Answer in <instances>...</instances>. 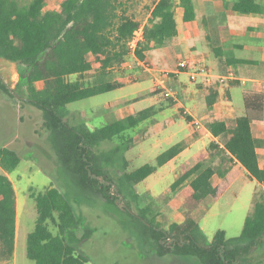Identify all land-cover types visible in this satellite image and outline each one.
I'll return each instance as SVG.
<instances>
[{"label":"trees","instance_id":"1","mask_svg":"<svg viewBox=\"0 0 264 264\" xmlns=\"http://www.w3.org/2000/svg\"><path fill=\"white\" fill-rule=\"evenodd\" d=\"M46 2L0 0V58L19 67L16 90H9L0 79V91L11 98L24 97L41 111L52 149L78 190L100 197L111 209L126 215L136 230L150 240L155 258L175 256L193 258L199 264H241L242 259L254 254L264 244L263 199L254 201L239 237L228 240L225 232L218 230L208 245L199 240L200 227L191 214L206 199L216 201L225 192L227 167L233 161L244 168L251 180L264 185V169L259 166L256 141L250 130L252 122L262 120L263 94L243 95L245 115L236 118L232 127L224 121L206 125L214 138L222 140V150L228 158L222 157L220 164L212 167L206 165V154H201L194 158L192 166H181L170 192L182 187L184 219L167 229L160 228L145 216L146 210L141 217L133 214L131 204L138 200L134 188L176 157L182 146L173 145L159 154L154 164L136 169L126 161L125 148L101 150L104 142L152 117L156 113L153 107L92 131L69 125L64 111L68 104L125 86L107 76L124 64L130 54L127 44L140 22L125 13L121 0H63L59 9L45 11ZM176 6L182 8V21L195 19L192 0H155L148 24L143 27V40L133 51L137 60L145 64L147 52L177 37ZM230 10L250 15L262 14L264 8L254 0H235ZM89 56L98 64L99 79L91 85L71 82L70 76L80 78L92 70ZM37 83L42 87L36 88ZM216 95L213 90L207 94V106L213 104ZM209 150L218 151L219 146L211 143ZM19 162L17 152L0 147V166L6 173L12 172ZM214 176L221 180L219 185H213ZM118 196L125 201L121 207ZM31 198L37 218L26 239L27 259L35 264H88L82 247L95 229L84 224L65 194L50 186ZM15 220V190L8 176L0 173V262L13 257ZM48 222L55 226L57 234L48 229Z\"/></svg>","mask_w":264,"mask_h":264},{"label":"rangeland","instance_id":"2","mask_svg":"<svg viewBox=\"0 0 264 264\" xmlns=\"http://www.w3.org/2000/svg\"><path fill=\"white\" fill-rule=\"evenodd\" d=\"M62 1L47 0L44 10L59 9ZM121 2L128 16L138 20L143 26L148 24L150 10L155 0H121ZM244 41V37L234 39L237 43ZM178 46V42L174 39L166 42L159 48L161 53L153 51L142 66H139L128 55L124 66L116 71L113 70L107 76L110 80H123L127 87L68 104L64 107L67 123L74 127L83 126L90 131L100 128L105 124V121L99 117L104 103L117 99L129 91L121 102L112 101L108 104V107H115L119 117L128 113L135 115L149 107H153L156 113L137 127L104 142L101 150L107 151L115 146L125 148L126 161L130 168L136 169L147 163L154 164L159 154L177 143L185 142L186 137L192 139L189 133L196 126L192 123L191 126L185 127L187 122L182 118L186 116L182 112L184 110L177 109L175 113L171 109L166 111L167 108L176 104V101L183 102V95L180 94L182 87H173L168 80L163 81L164 73H159V70L163 68V61L173 59V51H180ZM202 48L198 47L204 55H209L211 59L216 58L205 42L202 43ZM236 56L248 58V54L242 51L236 52ZM88 58L93 62L92 70L80 78L75 75L70 76L68 79L71 82L78 80L83 85H91L99 79L97 63L92 57ZM204 64L211 66L210 62ZM216 67L222 69L224 66ZM240 67L245 69L242 65H238L236 69L239 70ZM146 69L153 74L156 73L155 78L161 86L145 71ZM243 74L250 76V72L249 74L243 72ZM168 77L173 78L174 76H170L169 73L165 74V78ZM0 79L9 90L15 91L19 80V67L15 63L0 58ZM179 80L186 89L191 88L192 83L186 76L181 74ZM41 87V83L36 84V88ZM175 88L179 89L178 93L176 92L174 97L167 99L169 97L164 96L165 91ZM243 91L244 89L240 86H235L229 91L228 104L235 116L244 115ZM24 99V97L22 99L11 98L0 91V147L12 149L20 156L18 166L12 172L6 173L0 166V173L7 174L12 181L17 198L18 228L15 255L14 260L7 264H35L26 257V239L33 231L37 218L31 195L43 193L50 186L58 188L65 194L75 213L83 219L84 224L95 229L93 235L82 247L89 259L88 264H199L193 258L153 257L150 240L136 230L126 215L111 209L100 197L79 191L72 177L62 168L52 149L49 141L50 133L43 126L44 119L41 111ZM201 105L205 107L204 99ZM206 107L209 106L206 104ZM171 131L177 132L176 134L180 136L170 138L171 141L162 142L168 140V136L163 133L168 134ZM194 153V149H187L179 155L175 165L169 169L167 165L158 168L144 182L135 186L138 200L131 204L134 215L141 217L142 211L146 210L145 216L158 224L160 228L165 229L172 223H179L183 220L184 211L179 197L182 187L175 192H170V185L180 172L179 165L186 163L184 157ZM217 161L215 158H207L206 165L217 167V164L219 165ZM260 190L259 183L243 176L217 201L204 202L195 211V216L202 218L199 223V240L206 245L210 244L218 230L224 231L228 240L239 237L245 219L252 213L254 201L260 198L264 200V195L260 193ZM113 195L116 194L113 192ZM118 199L117 203H120L118 206L121 207L125 201L119 196ZM208 203L212 204L208 206ZM48 229L53 235L57 234V229L50 222H48ZM241 264H264V244L254 254L242 259Z\"/></svg>","mask_w":264,"mask_h":264},{"label":"crops","instance_id":"3","mask_svg":"<svg viewBox=\"0 0 264 264\" xmlns=\"http://www.w3.org/2000/svg\"><path fill=\"white\" fill-rule=\"evenodd\" d=\"M233 1L234 0H192L194 4L195 19L191 22L182 21V15H183L182 8H180L179 6L175 7V21L177 24L178 34L177 37L174 38V40L178 42L179 45L178 47L180 51H173L172 54L174 55L173 56L174 58L173 59L170 58L171 60L166 59L165 61H163L162 63L163 68L159 70V73H164V75H162L163 81L168 80L169 84L172 85L173 87L175 86L182 87V92L180 91L179 92L181 95H183L184 99L182 103L176 101V104L167 108L166 111L168 109H171L174 110L175 113L177 109H183L184 111L182 112H184L186 116H183L182 118L183 120L185 119L184 121L187 122V123L185 122L187 125L185 127L191 126V124L194 122H198L200 124V127L197 129L194 128L193 131L189 133L192 139L190 138L187 139L186 137L185 139L186 144L185 142L177 143L182 146L183 150L172 160L164 164L168 166V169L172 165H175L177 163L176 159L179 157V155L182 152L187 151V149L188 150L194 149L195 153L186 155L184 157L185 159L183 158L186 163L180 164L179 168H181V166H185L187 168L192 166L194 164V158L201 154H206L205 161L207 160V158H215L218 160L217 162L219 164L221 162L222 157L228 158V156L222 150L223 149L222 140L214 138L206 129V125L212 121H224L227 123L229 127L230 125L232 127L234 124V120L238 117H241V116H235L234 111L230 108V105L228 104L230 100L229 91L231 88L235 86H240L244 89L242 94V104H243V95L245 93L257 92L263 94L262 120L252 122L250 124V130L256 141V154L258 156L259 166L262 169H264V11L262 14L241 15L230 10V6ZM254 1L259 5L263 6L264 8V0H254ZM225 4L227 6H225ZM237 37H244L245 41L243 43L234 42V39H236ZM204 42L214 52L216 58L211 59L209 55H204L201 52V50L198 49V47L203 49L202 43L204 44ZM153 51L155 52L158 51V53H161L159 48L153 49L146 53V59L149 57V55L153 53ZM238 51H242L243 53L248 54V58H240L236 56V52ZM129 56L132 57L133 60H135L139 66H142L144 64L143 62L137 60L133 55H129ZM175 58H177L176 63H175ZM206 58L208 60H206ZM181 59H188L190 61H194L203 65H205L204 63L210 62L211 63L210 67L214 69L216 72H220V73H222V71L225 72L226 70H232L235 76L237 77V80L229 82L227 85L223 87H218L214 89L206 88L198 83H192L191 88L186 89L185 85L180 83L179 76L183 74L184 76L187 77V75L186 73L177 70V63ZM96 65L98 68V64ZM238 65H242V67L245 69H242L240 67L239 70H237L236 67ZM122 66H124V64ZM216 66H224V67L222 69H218ZM116 69L119 68H114L113 70L116 71ZM145 71L148 72L150 76L155 78L156 73L155 74L151 73L149 69H146ZM243 72L248 74L250 72V76H245ZM167 73H169L170 76L173 75L174 77L165 78V74L167 75ZM112 81H117L125 84V82H123V80L121 79H113ZM155 81L158 84L160 83L157 78H155ZM124 87H127V85L125 84ZM173 90L176 95L179 89L175 88ZM212 90L215 91L217 95L214 99L213 104L209 107H206V96ZM128 92L129 91H127L126 94L120 96L117 99H113L104 103L102 107V111L99 112L100 113L99 117L100 119H103L105 121V124L117 119H122V117H126L131 114L128 113L126 115L124 114L121 117H119L117 113L118 111L115 110V107H108V104L109 103L111 104L112 101L121 102L123 97L126 98ZM202 99H204L205 107H202L201 105ZM243 108H244V104H243ZM171 110H169V112ZM244 115H245V108H244ZM173 131L169 132L168 134L163 133V135L168 136V140L162 142H168L174 139L175 137L180 136L179 134H176L177 132L174 133ZM170 138L172 139L169 140ZM211 143L218 145L219 150L218 151L209 150V145ZM243 176L248 177L246 171L239 163L233 161L232 163L228 164L227 174L225 178L227 184L226 190L232 187V185H234ZM220 182L221 180L217 176H214L212 178L213 185L215 186L219 185ZM259 185L261 187L260 193L264 195V185L262 184ZM15 194H16V190H15ZM179 197L181 198L180 192H179ZM209 200L210 199H206L204 202H207ZM214 202L215 200H212V203ZM212 203H208V206ZM181 206H182V198H181ZM195 211L191 214V217L199 224L202 218L196 217ZM17 228H18V223H17V198H16L14 253H13V257L10 260L2 261L0 262V264H5V263L7 264L10 261L12 262L14 260Z\"/></svg>","mask_w":264,"mask_h":264},{"label":"built area","instance_id":"4","mask_svg":"<svg viewBox=\"0 0 264 264\" xmlns=\"http://www.w3.org/2000/svg\"><path fill=\"white\" fill-rule=\"evenodd\" d=\"M143 25H141L136 31L133 32L131 39L128 42L129 55H133V51L136 45L143 40ZM134 56V55H133ZM177 70L186 73L188 80L191 83H198L206 88L214 89L223 87L229 82L237 80L232 70H226L225 72H216L214 69L207 65L199 64L188 59H181L177 63ZM165 97H174L175 92L172 90H166ZM196 129L200 127L198 122H194Z\"/></svg>","mask_w":264,"mask_h":264}]
</instances>
